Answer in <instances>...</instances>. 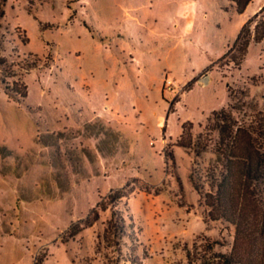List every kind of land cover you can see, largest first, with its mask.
Masks as SVG:
<instances>
[{"label": "rangeland", "instance_id": "374dc122", "mask_svg": "<svg viewBox=\"0 0 264 264\" xmlns=\"http://www.w3.org/2000/svg\"><path fill=\"white\" fill-rule=\"evenodd\" d=\"M263 5L0 0V264L229 253L235 229L209 217L193 178L204 183L233 124L264 117V42L240 67L228 52ZM18 79L26 97L6 88ZM185 122L190 148L178 145ZM121 214L125 236L112 228Z\"/></svg>", "mask_w": 264, "mask_h": 264}, {"label": "trees", "instance_id": "16d2710c", "mask_svg": "<svg viewBox=\"0 0 264 264\" xmlns=\"http://www.w3.org/2000/svg\"><path fill=\"white\" fill-rule=\"evenodd\" d=\"M4 2L6 0H3ZM237 13L242 14L252 0H231ZM4 8L0 18L4 17ZM264 40V5L241 27L229 49L230 61L240 67L246 59L250 45ZM3 41L0 39V43ZM1 45V44H0ZM0 69L8 72V60L0 52ZM7 90L28 95L27 85L18 79ZM9 91V93H10ZM192 122H185L178 141L179 146L190 148L193 143ZM226 147L219 151L216 162L206 168L205 181L193 178L194 186L202 193L212 220H223L235 229L234 242L229 253H214L211 264H264V117L258 121L233 124ZM174 160L173 152L166 154ZM209 190L204 191V184ZM108 198H113L108 195ZM122 198V197H121ZM125 218L120 215L112 228L115 234L125 236ZM89 223L87 227L91 226ZM74 228V226L72 227ZM71 228V229H72ZM81 229L74 228L73 234ZM36 264H42L37 261Z\"/></svg>", "mask_w": 264, "mask_h": 264}, {"label": "crops", "instance_id": "0c3cea01", "mask_svg": "<svg viewBox=\"0 0 264 264\" xmlns=\"http://www.w3.org/2000/svg\"><path fill=\"white\" fill-rule=\"evenodd\" d=\"M228 1H229V0H228ZM230 2H232V6H231V9H232V10H231V11L234 10L235 12H237V11H236V8H235V3H234L233 1H231V0H230ZM252 2H253V0H252ZM252 2H251V3H252ZM251 3L248 5L247 9L250 7ZM261 7H262V6H260V8H261ZM222 8H223V7H222ZM260 8H259V9H260ZM247 9L245 10L244 13H246ZM224 10H225V9H224ZM225 11H227V10H225ZM231 11H227V12H231ZM238 14H239V13H238ZM242 14H243V13H242ZM252 16H253V15H248L244 21L246 22V21H247L250 17H252ZM245 22H244V23H245ZM237 36H238V35H237ZM236 38H237V37H236ZM235 40H236V39H235ZM230 42H231V41H229V43H230ZM263 42H264V40H263L261 43H263ZM253 43H254V42H253ZM253 43H252V44H253ZM256 44H260V43H256ZM227 45H228V44H227ZM226 47H227V46H226Z\"/></svg>", "mask_w": 264, "mask_h": 264}]
</instances>
